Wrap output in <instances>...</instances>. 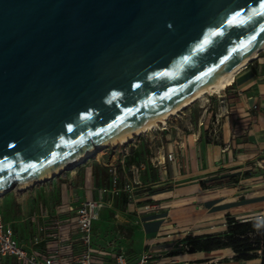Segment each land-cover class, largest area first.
Listing matches in <instances>:
<instances>
[{
  "label": "water",
  "instance_id": "obj_1",
  "mask_svg": "<svg viewBox=\"0 0 264 264\" xmlns=\"http://www.w3.org/2000/svg\"><path fill=\"white\" fill-rule=\"evenodd\" d=\"M262 46L264 0H0V197L83 163Z\"/></svg>",
  "mask_w": 264,
  "mask_h": 264
},
{
  "label": "crops",
  "instance_id": "obj_2",
  "mask_svg": "<svg viewBox=\"0 0 264 264\" xmlns=\"http://www.w3.org/2000/svg\"><path fill=\"white\" fill-rule=\"evenodd\" d=\"M221 95L228 112L220 119L217 138L211 133L214 117H208L179 143L169 141L167 134L164 141L145 136L96 153L58 175L53 212L36 199H15L19 209L9 220L0 212L2 222L27 244L38 226L50 222L41 217L44 212L70 219L82 203L102 199L104 208L92 225V246L110 255L109 264L119 253L132 264L146 252L164 255L174 250L187 235L221 230L227 217L264 219V53L243 66ZM43 248L41 243L33 250ZM225 251L230 249L171 256L178 262L206 264ZM0 264L15 260L0 258Z\"/></svg>",
  "mask_w": 264,
  "mask_h": 264
},
{
  "label": "built area",
  "instance_id": "obj_3",
  "mask_svg": "<svg viewBox=\"0 0 264 264\" xmlns=\"http://www.w3.org/2000/svg\"><path fill=\"white\" fill-rule=\"evenodd\" d=\"M264 53V51H262ZM218 113L214 115L211 133L217 138L220 119L228 112L222 95H218ZM257 107L254 106L255 110ZM171 161L173 154L167 155ZM104 208L102 199L89 200L80 205L75 215L70 219H58V214L50 217L46 212L41 216L49 220L36 229L27 244H21L12 228L2 222L0 218V258L12 257L15 264H109V254L92 246V225L99 219ZM44 243L42 251L33 247ZM27 248L32 250H27ZM189 247L184 240L176 243L174 250L164 255L144 253L140 259L132 264H178L171 256L172 253L187 254ZM113 264H129L122 253L110 257Z\"/></svg>",
  "mask_w": 264,
  "mask_h": 264
},
{
  "label": "rangeland",
  "instance_id": "obj_4",
  "mask_svg": "<svg viewBox=\"0 0 264 264\" xmlns=\"http://www.w3.org/2000/svg\"><path fill=\"white\" fill-rule=\"evenodd\" d=\"M221 94L222 91H218L211 93L210 95H205L202 99L197 100L196 102L184 108L176 115L171 116V118L166 121V125H160L157 129H153L140 136H136L134 137V139L147 136L148 138L159 137L160 139L162 138V140L164 141L165 139L163 135L167 134L169 135V141L177 142V143L181 142L182 137L193 134L195 130H197L198 128H202V126H204V123L208 117L209 119H211V117H214V115L218 113L219 103L217 96ZM213 99H216L217 101L213 102ZM119 147H121V145H117V146L109 145L99 150L98 154L103 151H107V150L111 151ZM67 171H64L60 175H64V173ZM58 177L59 176L57 175L54 177V179L43 181L32 187L30 186L26 190H22V191L15 190L5 194L4 196H6V198H3L2 202H0V212H4V213L5 211L8 212L7 215L6 213L1 214L2 219L9 220L8 218H11L9 215L12 212H14V210L19 209L18 208L19 205L16 204L15 199H17L21 203H24L26 201L30 202L36 199L37 203L40 204L43 209L48 208V211L53 212L55 209L54 206L57 202V191H56L55 183L59 181ZM52 180L54 181V184H52ZM1 198L2 197H0V199ZM20 198L22 200H20ZM16 213H14V215H16V217L17 216L19 217L20 216L19 212L17 214ZM260 223L264 225V219L260 220ZM129 251H133L132 248L129 249ZM216 255H218L217 256L218 258H215L213 262L206 264H243V263L232 262L231 257L233 256V253L231 250L218 253ZM224 257H225L224 260H220L223 259ZM201 263H205V262H201ZM178 264H192V263H189L183 259L182 261L178 262Z\"/></svg>",
  "mask_w": 264,
  "mask_h": 264
},
{
  "label": "trees",
  "instance_id": "obj_5",
  "mask_svg": "<svg viewBox=\"0 0 264 264\" xmlns=\"http://www.w3.org/2000/svg\"><path fill=\"white\" fill-rule=\"evenodd\" d=\"M184 242L189 247L187 254L230 249L234 263L264 264V225L258 219L242 221L227 217L221 230L187 235Z\"/></svg>",
  "mask_w": 264,
  "mask_h": 264
},
{
  "label": "bare ground",
  "instance_id": "obj_6",
  "mask_svg": "<svg viewBox=\"0 0 264 264\" xmlns=\"http://www.w3.org/2000/svg\"><path fill=\"white\" fill-rule=\"evenodd\" d=\"M262 51H264V46L260 47L259 49L254 50L251 53H249L248 55H246L241 61H239L235 66H233L226 73H224L223 75H221L218 78L214 79L213 81H211L210 83H208L204 87L198 89L197 91L192 93L190 96H188L186 99H184L183 101H181L177 105H175L172 108L164 111L163 113H161L156 118L145 122L143 125H141L137 129L127 133L126 135L122 136L118 140L113 141L110 145L111 146H117V145L126 144L129 141L133 140L134 137H136V136H140V135H142L144 133H147V132H149V131H151L153 129H157L160 125H166V121L168 119H170L171 116L176 115L177 113L182 111L184 108H186L189 105L193 104L197 100L202 99L205 95H210L211 93L224 90L227 86L231 85V83H232V81H233V79L235 77V74L243 66L247 65V63L250 60L255 59L258 56L259 52H262ZM101 149H103V148H99L97 150L99 151ZM92 152L93 151H91L89 153H92ZM84 158L85 157H82L81 160L84 159ZM81 160H79V161H81ZM79 161L77 160L74 163H71V164L67 165L66 169H69V170L73 169L75 166H77L80 163ZM63 169H65V168H63ZM61 173H62V168H60L59 170H57L55 172L56 175H59ZM50 179H52V178L49 177V180ZM29 187L30 186L21 187V188H17L16 190L22 191V190H26Z\"/></svg>",
  "mask_w": 264,
  "mask_h": 264
}]
</instances>
